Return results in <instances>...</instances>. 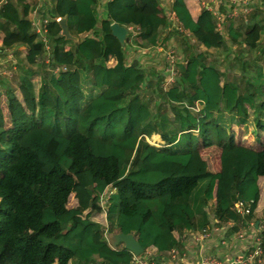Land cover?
Segmentation results:
<instances>
[{"label": "trees", "instance_id": "16d2710c", "mask_svg": "<svg viewBox=\"0 0 264 264\" xmlns=\"http://www.w3.org/2000/svg\"><path fill=\"white\" fill-rule=\"evenodd\" d=\"M98 1L51 0L50 49L32 24L36 6L0 3L1 53L26 46L16 91L29 114L0 125V264H135L122 243L108 249L106 232L131 233L143 248L139 257L149 251L160 258L182 248L184 232L227 222L239 198L253 200L263 218L264 65L237 53L239 61L232 57L225 67L206 50H227L228 41L256 50L264 28L242 31L228 18L220 31L201 0H173L194 41L178 38V75L164 87L159 75L150 79L127 62L110 29L113 22L131 26L137 46H156L167 24L160 3L108 0L101 16ZM57 17H67L78 42L55 38ZM263 56L264 49L253 60ZM249 132L254 139L245 142ZM153 135L162 142L151 144ZM202 147L213 150L218 167L190 172ZM103 195L109 206L94 210Z\"/></svg>", "mask_w": 264, "mask_h": 264}, {"label": "rangeland", "instance_id": "374dc122", "mask_svg": "<svg viewBox=\"0 0 264 264\" xmlns=\"http://www.w3.org/2000/svg\"><path fill=\"white\" fill-rule=\"evenodd\" d=\"M215 1H217V0H215ZM219 1L220 0H218V2ZM263 2H264V0H263ZM162 3H168V0H167V2H166V0H162ZM202 3H204V1H202ZM97 11H98V9H97ZM163 13L167 17V24L171 25V24H173V22H176V23L179 22L177 17L175 16L174 11L171 8L169 11H163ZM104 15H105V13H103L101 16H104ZM247 18L250 19L251 17H247ZM261 22L262 21L259 22L260 25H261ZM136 31H137L136 29L130 30L128 41L125 44V51H126V55H127L128 60L132 61L134 58H136V60H134V62H136V64H137L138 59H140L142 63H145L144 65H147L149 67L147 69L146 67L143 66L142 69L146 73L149 71L150 74H153V77H156V75H158L159 72L161 73L163 71L164 67L168 66L170 68H168L169 71L167 73V76H169L171 81H173V78L169 75V73H171L170 71H172L171 74H173L177 70L176 67L173 66V63L176 60V58H178V56L180 57V55H181L180 50L182 49V44H183L182 42H180L181 40L180 41H178V40L174 41V39H173L172 41L168 42V44L171 47L170 48V51H171L170 55H165V54L159 53L158 51H156V48L155 49L153 48V46L146 48V50L140 51V49H139L140 47L135 45V43H136V33L135 32ZM163 31H165L167 33H173V34H176L178 36L181 34L179 31V28H174L171 30L163 29ZM177 38H179V37H177ZM45 47H46V49H50L52 47V43L50 40H48V43L45 44ZM179 48H180V50H179ZM242 51H240L239 54H241V55L243 54V56L248 58L247 59L248 61L252 60V63H254L256 65L257 64H263L264 65V58H262L260 60H253L257 53H253V52H251L250 49H247V48L244 49V52H242ZM206 52L210 58V61H212L213 63H216V64H221L225 67H226L228 61L230 60V58H232V57L234 59V62L239 61L238 55L236 54V52H234L232 50V48H231V46H229V44H227V50H225V51L217 52V50L211 49V50H206ZM25 53H26V49H24V48H21V49L18 48L17 50H10L9 52L6 51L3 53H0V54H2V55H0V60L2 61L1 68H0V71L2 70V72L0 73V80L1 81L4 80L2 83V86H0V88L4 89V87H5V88L9 89L10 91H12V93H13L12 96H7V95L1 94V92H0V95H1L0 96V125L5 126V127L6 126L10 127L11 124H13V123L18 124L20 121L24 120L26 118V116L29 117V114L25 113V110H24L22 103H20L18 101L20 94L17 93V91H16L17 86H18L17 81H16V77L20 76L21 71L19 70V65H20V63L25 62ZM167 57L169 59H167ZM170 60H173V62H171ZM151 61H153L157 65V67H158L157 69L154 66L150 67ZM47 63L48 62H45L43 60V63H40L42 66V68L40 70H44L47 67ZM165 63H169V65H166ZM172 66H173V68H171ZM158 77H159V79L161 78L160 76H158ZM150 79H152V78H150ZM240 84H241V82H240ZM145 89H146L145 84H142L139 86V90H138V92H140L139 94L143 95L144 97L148 93V92H145ZM153 94H154V92H153ZM157 137L158 136H155L154 139L151 138V139H149V141L150 142H157V140H156V139H158ZM253 139L254 138L250 132L248 134H246V136L244 137L245 142H252ZM204 141H205V143H207V141H209L208 136L204 137ZM204 147H205V145H204ZM202 148H200V154H197L194 157L193 162H192V169L194 171H190V172H198V171L203 170L205 168H214L215 167V165L212 163L213 161H215V159H214L215 153L213 152V150H212V153H209L206 151V148H203L204 150H201ZM210 149H213V147ZM210 149H208V150H210ZM109 203H110L109 198L106 195H103V196H99V197L94 198V200L92 201V207L94 208V210H96L98 208L101 210L107 209V207L109 206ZM257 217H258V219H261V214L258 213ZM112 234L113 233L106 232V238H107V244L109 245V248H108L109 250H112L111 247H114L111 243ZM149 254H150V252L146 253L147 256ZM167 254H169V253H167ZM137 257H139V255H137ZM143 257H145V256H141L140 258H143ZM162 257H165V255ZM152 259H154V258H152ZM161 260H162L161 264L166 263L164 259H161ZM115 261L117 264H123L122 262H119L120 260H115ZM155 262H156V260H155ZM95 264H99V263L95 262ZM156 264H158V262H156Z\"/></svg>", "mask_w": 264, "mask_h": 264}, {"label": "crops", "instance_id": "0c3cea01", "mask_svg": "<svg viewBox=\"0 0 264 264\" xmlns=\"http://www.w3.org/2000/svg\"><path fill=\"white\" fill-rule=\"evenodd\" d=\"M18 3L20 4H27L29 6V10L31 11V8L33 7H37L38 9V19L39 20H43L46 17L50 18L48 9L51 7V0H17ZM108 0H99L98 4H97V9L98 12L100 13V15H102L103 13H105V3ZM163 11H169L170 8H172V2L173 0H168V3H162V0H157ZM202 1H209L214 7L215 9H218L221 12H227L230 11L229 9V5L228 4H224V0L222 2V0H220L218 2L215 0H201V4ZM167 2V1H166ZM168 5V6H167ZM250 10H248L246 13L244 12H239L238 15L235 17V21H236V26L239 27L242 31L246 28L249 27L251 25H256L257 27H263L264 28V2L263 0H250ZM35 7V8H36ZM240 17V18H239ZM247 17H251L250 19H248ZM240 19V20H239ZM239 20V21H238ZM244 20V24L246 23V25H242V22ZM260 21L261 25H260ZM255 26V27H256ZM165 30H171L174 29V27H171V25L166 24L165 27L163 28ZM130 30V29H129ZM180 31V35H176L173 33H167L165 31H163V36L161 38V40L163 42L165 41H172L174 39V41L179 40L177 37L182 39V42H186L187 40L190 42H193L194 40L189 36V32L188 31ZM176 39V40H175ZM180 41V40H179ZM228 41V40H227ZM229 46H231L232 50L234 52L240 53V49L237 45L235 44H231L228 41ZM136 45V44H135ZM260 47L256 50H251V52L253 53H258L260 52V50L264 49V32L262 34V42L260 43ZM72 44H67L65 46V49H68L70 47H72ZM134 47V46H133ZM139 47V46H138ZM18 48H24L26 49L25 45H18ZM146 48H142L140 47V51L141 50H146ZM155 49V48H154ZM224 49V48H223ZM138 50V49H137ZM180 50V48H179ZM139 51V50H138ZM221 51H225V50H217V52H221ZM244 52V49L243 51ZM1 53V51H0ZM2 55V54H0ZM125 55H126V51H125ZM264 58V56H263ZM126 59L128 63H136L134 62V60H136V58H134L132 61H129L126 55ZM45 62H47V60H44ZM178 61V58H177ZM116 63V60L113 57H110L107 61V66L112 67L114 64ZM153 61H151L150 67L154 66L156 69L158 68L157 65L154 63ZM137 64L140 67H146L147 69L149 68L147 65H144L145 63H142L140 59H138ZM166 65H169V63H165ZM175 67V64H174ZM165 68V67H164ZM55 70V69H54ZM149 71L147 72L148 78H153V74H148ZM158 75L161 77V81H165V76L166 73L163 71L160 73H158ZM4 81V80H3ZM3 81H0V86H2ZM2 90V89H1ZM3 95H5V93H1ZM1 96V95H0ZM7 107V106H6ZM156 139V145H158V143H161V139L159 135ZM153 139L155 138V136H152ZM215 167L214 169H217L218 167V163L217 161L214 163ZM256 213H259L261 211H254ZM230 214V213H229ZM261 214V213H260ZM229 216H231L230 219L227 220V222L225 223H220L219 227L220 230L219 231H211V234L208 237L205 238H197V236L200 235V231H186L183 233V242H182V248L181 249H177V255L175 257H171L170 255V251L168 252L169 254L165 255V257H160L161 259L165 260V264H200V260L201 257L204 255H218L220 256L224 261L225 264H232V259L233 257L239 253L240 251H242L243 249H245L249 243V239L248 238H240L236 235V230H233L234 227V217L230 214ZM262 217V214H261ZM242 219L237 222L236 224L239 223L240 227L243 230H247L249 227L248 226H244L243 224L245 223V221H255L259 220V219H255V217L252 218H248L246 219L245 216L241 217ZM244 218V219H243ZM237 220V219H236ZM261 220V219H260ZM260 222V221H259ZM244 226V227H242ZM239 227V228H240ZM149 251L145 252L143 256H146V253H148ZM150 257L151 258H156V262H158V264H161V259L158 258V256L156 254H153L152 252H150Z\"/></svg>", "mask_w": 264, "mask_h": 264}, {"label": "built area", "instance_id": "2783aa9c", "mask_svg": "<svg viewBox=\"0 0 264 264\" xmlns=\"http://www.w3.org/2000/svg\"><path fill=\"white\" fill-rule=\"evenodd\" d=\"M3 1L4 0H0V3H2ZM222 2H223V0H222ZM224 4L229 5L230 11L223 13V12L219 11L218 9H215V7L209 1H204V3H202V6L205 7L206 9L210 10L213 13V15L215 16L216 26L220 31L223 30L224 23H225L226 19L235 18L239 12L246 13L248 10L251 9L250 5H249L250 0H224ZM38 15H39L38 9L36 7L31 11L32 24L35 27L36 32L42 36V40L45 42V44H47L48 38L45 37V33L47 31V25L46 24L48 23V19L46 17L43 20H39ZM59 18L60 17H57L56 20H58ZM171 27L179 28V30L185 31V29L181 27L180 22H177V23L173 22V24H171ZM128 28L130 30L132 29L131 26H128ZM166 42L161 41L159 44H157L153 48H156V51H158L159 53H162L165 55H170V52H171L170 48L171 47L168 44V41H166ZM167 59H169V58L167 57ZM176 60H177V58H176ZM176 60L174 61L173 66L176 63ZM170 61L173 62V60H170ZM1 64H2V61L0 60V68H1ZM173 66L171 68H173ZM168 68H170V67L166 66L164 68V72L166 73L165 81L162 82V85L164 87L172 85L175 82L176 77L178 75L177 70L173 74H171L172 71H170L171 73H169V75L173 78V81H171L170 77L167 76V73L169 71ZM54 71H58V68H56ZM1 72H2V70L0 71V73ZM150 143L156 145V142H150ZM240 197H242V195H240ZM254 203L255 202L253 200L246 202V201L242 200L241 198H239L229 208V213L235 219H236V216L243 217L246 215L253 214L254 209L256 207V205H255V207L253 206ZM259 221L260 222L258 223L257 227H255V221H253V220L245 221V223L243 225L245 227L248 226L249 228L247 230L246 229L243 230L240 227L238 230H236V235L240 238H248L249 243L245 249H243L242 251H240L239 253H237L233 257L232 264H262L263 263V261H264V249L262 247V236L260 235V233H261V231H264V215H263V218ZM219 224L220 223L218 222V220L214 219L213 222L209 226L203 228L200 231V235L197 236V238L200 239V238L208 237L211 234L212 230L213 231H219L220 230ZM244 226H242V227H244ZM176 250H177L176 248H173L170 250L171 257H175L177 255ZM135 264H156V262L149 255L148 256L146 255L143 258L137 257L135 259ZM200 264H225V261L218 255L208 254V255H204L201 257Z\"/></svg>", "mask_w": 264, "mask_h": 264}, {"label": "water", "instance_id": "95a60500", "mask_svg": "<svg viewBox=\"0 0 264 264\" xmlns=\"http://www.w3.org/2000/svg\"><path fill=\"white\" fill-rule=\"evenodd\" d=\"M58 23L60 26V32L55 36V38H64L65 40H71L75 43L78 42V37L72 35L69 31L67 17H60L58 19ZM110 29L112 35L119 41L121 47H124L129 38V28L125 25L113 22L110 24ZM258 223L259 220H256L255 227H257ZM111 239V243L114 247L122 243L126 249L131 251L136 256L140 255L143 251L142 246L131 233H113Z\"/></svg>", "mask_w": 264, "mask_h": 264}]
</instances>
